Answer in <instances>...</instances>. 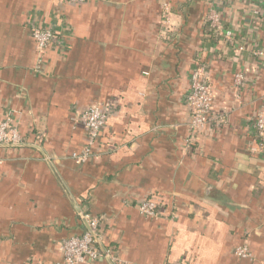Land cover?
Wrapping results in <instances>:
<instances>
[{"label":"crops","instance_id":"obj_1","mask_svg":"<svg viewBox=\"0 0 264 264\" xmlns=\"http://www.w3.org/2000/svg\"><path fill=\"white\" fill-rule=\"evenodd\" d=\"M164 1L0 0V118L14 116L36 146L0 147V264L60 261L61 241L86 230L78 210L101 218L108 253L81 264H264L254 126L264 104V0H212L231 40L208 32L211 0H172L164 37ZM34 23L58 31L39 70ZM198 54L225 122L186 145ZM91 104L107 117L94 155L76 163L70 154L86 136L76 116ZM149 196L158 198L154 216L138 211ZM243 244L252 257L235 253Z\"/></svg>","mask_w":264,"mask_h":264},{"label":"built area","instance_id":"obj_2","mask_svg":"<svg viewBox=\"0 0 264 264\" xmlns=\"http://www.w3.org/2000/svg\"><path fill=\"white\" fill-rule=\"evenodd\" d=\"M66 3H80L86 0H62ZM172 0H165L161 9L162 34L167 37L170 31V16H171ZM205 26L210 33L217 37H223L226 40L233 38V31L225 27L219 13L211 0L209 9L205 16ZM64 28V24L61 26ZM31 36L34 39L36 50L38 53V67L41 68L43 53L46 48L53 45L58 35V31L54 26L39 27L37 24L31 25ZM241 50L243 47L238 46ZM242 80V74L237 72L234 75V89L239 88ZM214 93L207 75L206 64L201 59L200 54L195 58V65L189 77V90L185 95V106L188 110L189 120L188 128L189 135L185 139L186 145L194 142L197 136L203 134L207 126L214 122L215 124L223 125L225 122V113L213 111ZM107 117V110L100 108L95 104L87 106L79 111L76 116V122L80 124L86 133L85 143L78 152H72L70 157L76 163H83L94 155V144L98 137L101 127L104 125ZM255 150L259 153L264 151V104L259 107L255 113ZM25 139L18 129V121L14 116L6 114L0 118V144H20L24 143ZM158 198L149 196L138 205V211L146 216H154L157 214ZM87 224L98 238V226L101 221L100 217L85 215ZM86 228L83 232L77 235H72L63 239L60 243L62 251V259L57 262L37 261L29 264H81L86 260H94L108 255H105L99 250L91 231ZM235 253L243 258L252 257L246 245L238 246ZM170 264V263H168Z\"/></svg>","mask_w":264,"mask_h":264},{"label":"water","instance_id":"obj_3","mask_svg":"<svg viewBox=\"0 0 264 264\" xmlns=\"http://www.w3.org/2000/svg\"><path fill=\"white\" fill-rule=\"evenodd\" d=\"M25 145H31V146L36 147V146L33 145V144H25V143H20V144H0V147H7V146H25ZM41 152H42V151H41ZM42 154H43V152H42ZM43 155H44V154H43ZM78 211H79V214H80L81 218L83 219V221H84V223H85L86 228H87L88 230H90V228H89V226H88V224H87V221H86V219H85V217H84V214L81 213L80 210H78ZM90 231H91V230H90ZM91 234H92V236H93V238H94L96 244L98 245L99 250L105 255V250H104L103 246L100 244V242H99V240H98L96 234H95L93 231H91ZM106 258H108V257H106ZM108 260H109V259H108ZM109 261H110V260H109Z\"/></svg>","mask_w":264,"mask_h":264},{"label":"trees","instance_id":"obj_4","mask_svg":"<svg viewBox=\"0 0 264 264\" xmlns=\"http://www.w3.org/2000/svg\"><path fill=\"white\" fill-rule=\"evenodd\" d=\"M32 262H37V261H26L25 264H29V263H32ZM43 262H45V261H43Z\"/></svg>","mask_w":264,"mask_h":264}]
</instances>
